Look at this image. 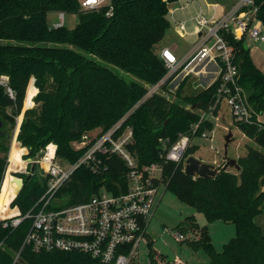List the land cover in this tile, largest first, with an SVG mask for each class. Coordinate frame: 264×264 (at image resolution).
<instances>
[{
	"label": "trees",
	"instance_id": "1",
	"mask_svg": "<svg viewBox=\"0 0 264 264\" xmlns=\"http://www.w3.org/2000/svg\"><path fill=\"white\" fill-rule=\"evenodd\" d=\"M174 1L112 0V12L107 15L105 7L81 9L79 0H0V264H108L81 251H34L30 244L22 246L31 221L23 219L14 227L10 219L34 205L46 189L47 177L39 174L37 166H29L31 174L16 173L22 186L9 203L19 186L10 174L12 165H7L10 131L33 79L34 105L23 111L16 134L17 141L28 149L25 158L35 156L52 141L56 155L73 162L86 148H75L73 141L92 129H108L131 108L124 124L132 127L129 148L140 162L159 159L160 138L170 144L179 133L192 135L200 110L213 100L219 77L194 94L182 95L178 88L175 101L161 93L143 98L147 91L143 83L155 84L166 72L154 46L170 26L167 14ZM255 3L257 16L264 22V0ZM49 10L74 12L77 23L72 28L64 23L50 26ZM223 35L234 50L239 83L245 92L248 89L253 110L250 122L236 125L264 150V122L257 119L264 110V72L253 62L243 37L236 39L224 31ZM105 62L132 78L117 74ZM2 75L7 76L4 82ZM212 127L210 120L201 122L196 134ZM195 147L188 146L179 163H168L167 189L202 212L208 222H231L235 235L216 251L207 224L200 226L194 216H185L176 229L195 230L196 238L187 243L193 250L207 253L205 264H264V229L256 221L264 210V151L247 146L246 153L236 158L239 168L235 171L218 167L214 176L193 177L185 174L183 163ZM103 159L106 169L94 171L80 165L74 170L56 192L60 207L84 201L101 187L114 194L126 190L122 159L116 154ZM4 222L8 224L4 226ZM146 246L149 264H159L162 254L149 235Z\"/></svg>",
	"mask_w": 264,
	"mask_h": 264
},
{
	"label": "built area",
	"instance_id": "2",
	"mask_svg": "<svg viewBox=\"0 0 264 264\" xmlns=\"http://www.w3.org/2000/svg\"><path fill=\"white\" fill-rule=\"evenodd\" d=\"M79 1L83 10L105 7L106 14L110 15L113 9L112 0ZM177 1L179 0L173 3ZM178 8L170 7L168 12L176 23L178 32L184 33L185 21L176 20L173 16ZM257 9L255 0H237L225 10H221L218 4H213L209 16L200 9L193 16L194 28L190 31L197 36V41L188 52L177 55L168 46L159 49L158 56L163 60L166 72L159 82L147 88L143 98L153 93L167 96V91L162 89L163 83H169L176 74L195 73L196 69L209 59L217 64L218 75L213 80L219 77V83L212 102L206 109L200 110L199 120L192 126V135L179 133L178 138L170 144L167 139H159L161 149L158 160L140 162L129 148L133 141V130L130 125L124 124V121L132 108L92 139L86 141L87 137L83 135L81 140L73 141L75 148H86L73 162L61 158L68 163L67 166H62L59 162L61 159L56 155V144L52 141L47 142L33 157H24L28 150L21 153L23 167L11 170V175L19 177L16 173L31 174L29 166L34 164V167H38L39 174L47 177L46 189L34 205L24 214H16L10 219V224L14 227L23 219L31 221L22 246L30 244L34 251H81L108 264L138 263L132 259L138 257L140 243L146 242L147 226L154 214L156 198L167 189L168 163H179L195 136L212 137L210 129L196 134L199 124L207 120H220L222 105L228 107L236 123L251 121L253 110L245 96L244 88L239 83L240 72L234 60V50L223 31L230 32L236 39L244 38L248 32L254 40H263L264 22L258 18ZM63 23L64 12L59 11L58 21L53 26ZM6 80L7 76L2 75L1 81ZM31 82L33 83V79ZM8 91L11 94V91ZM111 154L119 156L126 167V190L114 194L101 187L99 192L84 201L60 207L56 192L70 179L74 170L80 165L90 167L94 171L106 169L103 156ZM221 161L218 167H223L224 160ZM7 162L9 163V156ZM216 162L213 160L215 166ZM184 166L185 160L183 171ZM3 224L6 226L8 222ZM175 234L178 239L182 236L178 231Z\"/></svg>",
	"mask_w": 264,
	"mask_h": 264
},
{
	"label": "rangeland",
	"instance_id": "3",
	"mask_svg": "<svg viewBox=\"0 0 264 264\" xmlns=\"http://www.w3.org/2000/svg\"><path fill=\"white\" fill-rule=\"evenodd\" d=\"M237 0H194V2H186L185 0H179L175 3H171L169 8H174L178 6L173 13L176 20H184L186 25V32L180 33L175 27L176 23L171 19V15L168 12L167 18L170 21V26L166 30L163 38L157 42L154 46V52L158 55V51L161 47L168 46L174 50L177 55H182L188 52L196 43L197 36L190 33L194 27L193 16L202 9L203 13L207 16L212 12L213 4H218L221 10L231 7ZM182 6V7H180ZM225 8V9H224ZM59 10H49L46 14L47 22L50 26H53L55 22L58 21ZM78 17L74 12H64V25L66 28H72L77 23ZM262 32L264 34V26H262ZM244 44L250 49V56L253 62L264 72V39L254 40L247 32L244 35ZM105 65L109 66L117 74L124 76L127 79H131L132 76L126 74L124 71L120 70L118 67L105 62ZM218 75V68L215 61L209 59L206 60L202 65H200L195 73H190L188 75L176 74L172 77L170 82L166 86L167 97L171 101L178 100V95L176 94L179 88L182 95L194 94L206 86H208L213 80V78ZM32 80V79H31ZM30 83H32L30 81ZM146 88H149L155 84L143 83ZM30 89V91H29ZM247 92L248 89H246ZM245 92V89H244ZM247 92L245 96L247 97ZM28 93V106H25V100ZM36 93V88L34 84L27 87L26 95L24 99V104L21 113L16 118V124L11 130V137L8 140L9 150L13 147L12 142H16L17 146H21L19 141L16 139L17 128H19L23 111L30 108L33 100L32 97ZM248 100V99H247ZM34 103L32 104V106ZM187 107L189 105L186 104ZM220 120L213 121V127L211 130L212 137H198L195 136L191 145L196 146L193 155L202 160L203 162H211L216 160L215 163L218 167L223 159V148L225 143V135L231 131V140L227 143V156L229 158H237L246 153L247 146H252L254 148H260L257 146L256 142L247 137L236 125V121L230 115L228 107L222 105L220 112ZM257 119L264 122V110L261 114L257 116ZM101 128H95L84 135H86V141L92 139L94 136L98 135ZM9 132V133H10ZM75 142V141H74ZM73 143V142H72ZM261 149V148H260ZM264 151L263 149H261ZM22 153H26L25 151ZM61 159V158H60ZM20 160L19 162H21ZM62 166H67L68 163L64 160H59ZM8 163V162H7ZM15 169L18 167L17 162H10ZM7 167V166H6ZM227 169L235 171L234 167H227ZM5 175V173H4ZM194 177V176H193ZM3 181V180H2ZM14 207H12V210ZM194 216L197 223L202 226L207 224L208 233L210 236L211 243L216 251H221L223 244L229 241L235 235V227L231 222H225L219 219L212 220L208 222L202 212L197 211L192 206L180 201L173 191L164 190L162 195L157 196L155 202V210L152 218L147 226L148 235L153 239V247L162 254V258L159 259V264H205L209 257L207 253L202 250H193L187 243L196 238V232L193 229L188 231L177 230V224L185 218V216ZM257 222L264 229V214L257 217ZM178 231L182 234L181 238H176L175 232ZM139 264H149L148 262V248L146 242H141L139 245L138 257L132 259Z\"/></svg>",
	"mask_w": 264,
	"mask_h": 264
},
{
	"label": "water",
	"instance_id": "4",
	"mask_svg": "<svg viewBox=\"0 0 264 264\" xmlns=\"http://www.w3.org/2000/svg\"><path fill=\"white\" fill-rule=\"evenodd\" d=\"M2 126V121L0 119V128ZM3 134V131L0 129V135ZM231 131H229L225 135V143H224V148H223V160L224 165L223 168L225 167H234L236 169L239 168V165L236 162L235 158H229L227 156V143L231 140ZM34 167V164H31V168ZM184 172L185 174L189 176H202V177H207V176H214L218 172V168L211 162H203L202 160L196 158L194 155H189L185 159V166H184ZM17 184L19 185L18 190L16 191V194L20 190L22 186V179L20 177L14 176ZM11 210V209H9Z\"/></svg>",
	"mask_w": 264,
	"mask_h": 264
},
{
	"label": "bare ground",
	"instance_id": "5",
	"mask_svg": "<svg viewBox=\"0 0 264 264\" xmlns=\"http://www.w3.org/2000/svg\"><path fill=\"white\" fill-rule=\"evenodd\" d=\"M30 88H31V83H29ZM30 91V89H29ZM28 101L29 98L27 100H25V106H28ZM12 145H14L13 147L10 148V152H9V162H17L18 167L15 166V169H20L23 167L24 161L21 158V153L23 152L24 148L17 146L15 140L14 142H12ZM20 160H22L21 162H19Z\"/></svg>",
	"mask_w": 264,
	"mask_h": 264
},
{
	"label": "crops",
	"instance_id": "6",
	"mask_svg": "<svg viewBox=\"0 0 264 264\" xmlns=\"http://www.w3.org/2000/svg\"><path fill=\"white\" fill-rule=\"evenodd\" d=\"M218 7L220 8L221 6L218 5ZM221 8H222V7H221ZM224 9H225V8H224ZM226 9H227V8H226ZM193 28H194V27H193ZM182 55H183V54H182ZM31 84H33V83H31ZM34 95H35V94H34ZM34 95H33V96H34ZM32 98H33V97H32ZM27 99H28V93H27V98H26V100H27ZM18 129H19V128H17V132H18ZM17 132H16V133H17ZM23 148H24L23 152H24V151L26 152V151L28 150L27 147H23ZM17 190H18V189H17ZM17 190H16V191H17ZM16 191H15L14 195L10 198L9 203H10V201L14 198V196L16 195ZM262 214H264V210H263V212H261L257 217L260 218V216H262ZM257 217H256V221H257ZM258 223H259V222H258ZM261 227H262V226H261Z\"/></svg>",
	"mask_w": 264,
	"mask_h": 264
}]
</instances>
